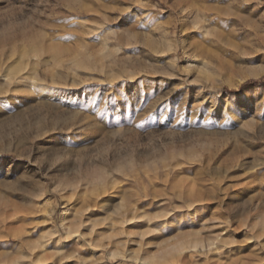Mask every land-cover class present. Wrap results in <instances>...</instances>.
I'll list each match as a JSON object with an SVG mask.
<instances>
[{
    "label": "rangeland",
    "instance_id": "374dc122",
    "mask_svg": "<svg viewBox=\"0 0 264 264\" xmlns=\"http://www.w3.org/2000/svg\"><path fill=\"white\" fill-rule=\"evenodd\" d=\"M8 263L264 264V0H0Z\"/></svg>",
    "mask_w": 264,
    "mask_h": 264
},
{
    "label": "bare ground",
    "instance_id": "6f19581e",
    "mask_svg": "<svg viewBox=\"0 0 264 264\" xmlns=\"http://www.w3.org/2000/svg\"><path fill=\"white\" fill-rule=\"evenodd\" d=\"M22 64H24V63H18L17 65H13L11 68H10V74L8 75V74H3V75H1V76H5V78L3 79V80H5L4 81V83L5 84H9V82H11L12 83V80L13 79H15V77H19L21 74H18V72L20 71V68H21V65ZM9 71H8V73H9ZM13 76H15L14 78H13ZM25 78V77H24ZM129 78H131V77H129ZM26 79V78H25ZM21 81V80H20ZM15 82V81H14ZM3 83V84H4ZM24 84H25V82H24ZM42 85V84H41ZM45 85V84H44ZM40 88H42V87H40ZM44 88V87H43ZM45 88H47L48 89V87H45ZM123 220H124V218H123ZM122 220V221H123ZM194 243H195V245L196 244H198V245H200V248H203L204 246L206 247V245H203L202 244V242L200 241V240H195L194 241ZM212 243L213 242H208V249L210 250V249H212ZM182 245V243H177L175 246H174V248L173 249H178V248H180V246ZM167 253H168V251H164L163 253H162V255H167ZM9 264V263H8Z\"/></svg>",
    "mask_w": 264,
    "mask_h": 264
}]
</instances>
